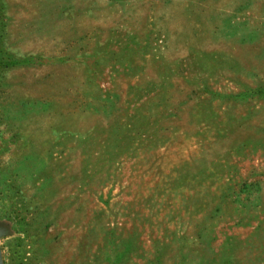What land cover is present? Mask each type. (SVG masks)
Listing matches in <instances>:
<instances>
[{
	"label": "rangeland",
	"instance_id": "obj_1",
	"mask_svg": "<svg viewBox=\"0 0 264 264\" xmlns=\"http://www.w3.org/2000/svg\"><path fill=\"white\" fill-rule=\"evenodd\" d=\"M3 264H264V0H0Z\"/></svg>",
	"mask_w": 264,
	"mask_h": 264
},
{
	"label": "water",
	"instance_id": "obj_2",
	"mask_svg": "<svg viewBox=\"0 0 264 264\" xmlns=\"http://www.w3.org/2000/svg\"><path fill=\"white\" fill-rule=\"evenodd\" d=\"M7 234V230L4 226L0 225V239ZM0 264H3L2 253L0 248Z\"/></svg>",
	"mask_w": 264,
	"mask_h": 264
}]
</instances>
